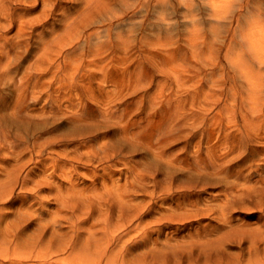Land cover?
Listing matches in <instances>:
<instances>
[{
  "label": "rangeland",
  "instance_id": "374dc122",
  "mask_svg": "<svg viewBox=\"0 0 264 264\" xmlns=\"http://www.w3.org/2000/svg\"><path fill=\"white\" fill-rule=\"evenodd\" d=\"M129 1L133 4L132 8L127 9L126 0L124 1L126 5L121 3L115 6L119 15L117 18L102 17L99 23L95 21L86 29V34L97 29L100 31L110 29V32L102 35L101 42L104 45L101 50L97 51V40L91 41L89 45L81 40L61 53L56 45L45 51L42 41L36 37V44L23 51L24 58L21 62V65L24 64V71L34 74L29 67L36 56L44 55L41 62H38V67H35L36 73L40 75V78L33 82H36L37 89L34 92L31 89L26 92L23 108L25 119L19 128L22 130L27 150H32L36 140L44 142L45 149L39 156H31L24 161V166L19 172V180L13 186L12 200L7 202L9 204L3 205L2 209L11 205L6 212L17 214L23 206L30 208L34 205L33 190L37 189L38 198L43 202L39 206L44 211L42 219L48 220L52 212L54 220H57L56 229L60 243L71 239L77 240L76 233L70 229L71 226L76 230L80 229L81 236L77 249H83L79 255L82 264L87 262L84 261V257H87L88 247L92 246L97 250L96 246L100 244L98 241L105 240V231L113 235L121 234L132 212L145 200L149 209L146 215L152 210L155 213L154 218L149 216L144 219L142 221L144 228L142 226L134 231L124 244V247L128 244L135 246L137 256L156 250L162 245L174 246L176 241L167 243L165 239L178 236L177 240L181 246L184 244L187 248L190 247L188 249L193 258L194 249H191L194 247L193 243H202L206 240L199 239L196 235V238H192L190 234L209 223H212V226L208 230H213L216 224L206 218L190 225L177 222L161 225L152 223L153 219L159 216L156 213L158 207L162 206L161 197L156 195L149 201L150 196L146 191L132 192L131 184L128 182L131 173L138 170L139 163L149 157L142 149L136 154L125 149L127 142L123 128L129 129L132 144L138 146L139 143H135L137 136L140 133L144 136L147 134L143 126L158 120L162 115L166 116L167 112L171 114L183 108V113L187 115L195 110L201 116L198 132H203L204 128L217 130L211 138V144L221 145L217 150L219 154L228 151L227 145L223 146V142H220L225 135L231 134L228 138L231 142L236 143L238 140L242 143L249 136L253 138L260 136V133L264 134V113L261 112V109L264 110V74H261L262 71L258 73L254 64L256 62L253 63L255 57L253 61H249L251 63L249 68L254 72L253 87L262 85L256 93L247 95V82L242 73L245 68L241 67L240 58L247 60L245 54L248 52L253 59L255 53L251 47L250 49L246 47L245 42L241 45V37H238V34L237 41L233 42L232 39V33L237 26L238 30L243 29L245 32L254 31L255 23L264 26V17L259 18L257 14V8L264 12V0H214V5L210 0H194V12L198 19V26L195 27L199 42L197 58H194L188 51L190 48L183 44V40L189 41L192 37L189 36V32L193 29L185 28L190 22L183 17L184 6L177 0H172L168 6L167 20L164 22L168 23L165 26L166 30L169 28L168 34L166 33L167 40H173L175 45L169 46L166 51L172 50L174 46L178 48V61L175 58L171 60L168 69L170 77L159 73L157 69L158 63L161 62L160 57L165 56V49L158 42H164L166 39H162L164 26L158 19L155 0ZM246 1L251 3V7L243 11L240 5L242 2L246 4ZM82 3L83 0L66 2L72 17L77 16ZM39 11L40 8L34 14H39ZM56 20L54 29L60 32L63 22L60 21V16L56 17ZM44 32L46 37L49 27ZM123 41L126 44H121ZM49 55L54 58L52 64H49V61L45 62ZM194 66L197 67L196 73L193 71ZM16 69L15 66L12 67L11 76H14ZM172 69L178 72L175 73ZM6 87L2 84L1 90L2 96L9 99V105L14 92L11 87ZM36 91L38 92L35 93ZM158 93L162 94L163 98H157ZM254 95L262 102L260 100L255 104ZM170 98L171 101H165ZM153 99L154 105L151 106L149 102ZM188 123L192 124V121L188 120ZM2 124L7 126L11 134L18 128L12 117L3 120ZM185 129L190 139L191 127ZM252 143L246 152L250 157L241 170L242 178L235 176L229 180L230 187L234 185L236 191L259 186L258 182L264 179V136H260ZM50 144L54 146L47 148ZM184 144L185 139L182 135L181 143H172L169 152L183 147ZM203 144L205 154L207 145ZM66 145H69V150H81L80 158L72 159L69 156L67 158ZM84 154L93 155L92 161L89 162L88 158L83 157ZM96 154H100L99 160L95 158ZM26 156L29 157V153ZM37 163V186L31 182V178L22 190L26 175ZM8 172L14 174L12 169ZM62 173L68 177L58 180L56 176ZM158 179L159 182L162 180L161 177ZM70 180H73L72 184L69 183ZM176 185L183 186L182 196L189 195L186 187L197 188L196 192L205 205L215 199H219V202L224 201L228 193L226 186L210 183L209 180L179 181ZM69 189L72 194L66 198ZM56 200H59V204ZM165 208L171 209L170 205ZM58 210L60 214L56 217ZM252 211L254 215L236 212L232 220L255 223L260 220L261 214L257 209ZM137 220L138 217L127 228L135 227L139 223ZM28 225L30 227V223ZM33 225L32 230L36 228ZM186 227L188 230L183 232ZM50 234L51 231L47 244L51 241ZM148 236L150 238H147ZM186 236L187 238H184ZM137 241L139 242L136 243ZM230 252L238 254V249H232ZM67 256L69 252L60 254V262ZM8 263L7 260H0V264Z\"/></svg>",
  "mask_w": 264,
  "mask_h": 264
},
{
  "label": "bare ground",
  "instance_id": "6f19581e",
  "mask_svg": "<svg viewBox=\"0 0 264 264\" xmlns=\"http://www.w3.org/2000/svg\"><path fill=\"white\" fill-rule=\"evenodd\" d=\"M67 1L0 0V178L2 177L0 179V260H7L8 264H82V259L79 255L83 249H77L81 236L80 229L76 230L74 229L75 227L71 226L70 229L73 230V233H76L77 240L71 239L60 243L56 229L57 220H54L52 212H50L48 220L44 221L42 219L44 211L39 206L43 202L38 198L39 191L36 193L37 189L36 191L33 190L34 198L32 200L34 205L30 208L23 206L17 214L15 212H6L11 205L2 209L3 205L9 204L7 202L12 200L14 195L13 186L19 180V172L24 166V161L31 156H39L45 149V143L36 140L32 150H27L22 130L19 128L25 119L23 108L26 92L30 89L34 92L37 89L36 82H33L39 79L40 75L36 73L37 69L35 67H38V62H41V57L44 56H36L29 67L35 73H27L24 71V64L21 65L22 58H24L23 51L32 48L36 44V37L42 41L45 51L56 45L61 53L81 40L87 45L91 44V41L97 40L96 47L97 51H99L104 45L101 42L102 35L110 32V29L107 28L104 31L97 29L89 34H86V29L90 28L95 21L99 23V19L102 17L117 18L119 15L115 6L124 3L125 0H83L81 9L77 12L76 17H72L70 8L66 5ZM171 1L155 0L159 13L158 19L163 22L162 25L164 26L162 39H166L164 42H158L165 49V56L160 57L159 60L161 62L158 63L157 69L159 73L169 77L171 75L168 69L170 68L171 60L175 58L178 61V48L174 46L172 50L166 51L169 46L175 45L173 40H167L166 33L168 34L169 28L166 30L165 26L168 23L164 22L167 20L166 15ZM177 1L184 6V19H189L190 22L185 25V28H193L189 32V36L192 37L189 41L188 39L183 40V44L188 46L190 48L188 51L194 58H197L199 42L195 28L198 26V19L194 12L195 1ZM210 1L214 5V0ZM126 3L127 9L133 7L129 0H126ZM242 3L240 8L243 11L249 10L251 3L247 1L246 4ZM38 8H40V13L35 15L34 13L37 12ZM257 14L259 18L264 17V12L261 8H257ZM58 16H60V21L63 22L60 32L54 29L57 21L56 17ZM122 16L123 14H121ZM47 27H49V32L44 37V31ZM238 27L232 33L233 42L237 41L238 34V37H241V45L245 42L246 47L249 49L251 47L255 53L253 59H251L252 55L248 52L245 54L247 60L240 58L241 67L245 68L242 73L245 76L248 87L246 94L250 95V93H256L260 89V85H262L253 87L254 72L249 68L251 64L249 61H253L255 57L253 63L256 62L254 64L258 69V73L260 74V71H262L263 73L261 74H264V26L255 23L254 31L249 32H245L243 29L238 30ZM121 44H126V42L123 41ZM47 61L52 64L54 58L49 55L45 59V62ZM254 64L253 66H255ZM13 66L17 68L16 75L11 76ZM195 68L197 67L194 66V73H196ZM172 71L178 72L175 69H172ZM259 74L258 76H261ZM2 84L7 86L6 88L11 87L14 92L9 105V99L2 96ZM252 87L254 88L253 91ZM254 96L256 98L253 101L256 104L261 99L256 95ZM157 98H163V95L158 93ZM154 99L149 102L151 106L154 105ZM165 101H171V98L165 99ZM175 101L178 102L177 100ZM245 102H247V98H245ZM261 112L264 113V110L261 109ZM11 117L13 121H16V126H18L14 134H11L7 126L2 124L3 120H8ZM200 117L195 110L190 115H187L183 113L182 108L175 110L171 114L167 112L166 116L162 115L158 120L152 122L148 120L151 124L143 126L144 131H146L145 134H147L144 136L140 133L136 138L135 143H139L138 146L132 144V139L129 137L131 136L129 129L123 128L125 141L127 142L125 149L132 154H136L142 149V152L147 153L149 157L139 163L138 170L133 174L131 173L128 182L131 184L132 192L141 193L146 191L147 195L150 196L149 201L153 196L159 195L161 197L160 203L162 206L158 207L156 213L159 216L157 219H153L152 223L161 225L177 222L190 225L193 222L204 221V218L216 223L213 226V230H208L212 226V223H209L207 226L199 228L197 232L190 234L192 238L197 237L206 240L202 243L192 242L194 244V247L191 248L194 249L192 252L193 258H191L189 252L190 247L188 246V249L184 244L181 246L177 240L178 236L165 239L167 243H171L173 240L176 241V245L168 247L167 245H162L160 248L147 251V253L140 256L135 255V246L128 244V246L125 245L124 247L125 242L130 239L134 231L139 230L142 226L144 228L142 221L149 216L153 217L155 215L152 210L149 215H146L149 209L146 207L148 202L146 203L145 200L141 206H138L136 211L132 212L130 215L131 220L128 219L125 222V228L121 234L113 235L105 231V240L98 241L100 244L96 246L97 250L95 247H88L87 257H84V261H87L85 264H264V182H262L264 179L258 182L259 186H250L238 191L235 190L234 185L231 188L229 182L235 176L242 178L241 170L250 157V154L248 153L247 155L246 152L251 148L250 144L260 136H264V134L261 135L262 133H260V136H253V138L249 136L242 143H239L238 140L236 143L231 142L228 139L231 134L225 135L220 142H223V146L227 145L228 151L219 154L217 150L221 145L211 144V138L217 130L215 128H210L209 130L204 128L203 132H198ZM188 120H191L192 124H189ZM188 126L192 130L190 139H188V131L185 129ZM139 132L141 131L139 130ZM229 132H231V129H229ZM182 135L185 139L184 146L169 152V147L172 143H181ZM154 141L156 144H154ZM203 143L207 145L205 154L203 152ZM53 146V144H50L47 148ZM65 151L67 158L68 156L72 159L80 158L81 150L79 149L69 150V145H66ZM27 153H29V157L26 156ZM82 156L88 158L89 162L93 159L91 154ZM99 156L100 154H96L95 158L99 160ZM37 166L38 163L26 175L22 190L25 189V185L31 178V182L37 186ZM10 169H12L14 174L8 172ZM66 176L62 173V175L58 174L56 178L59 180L60 178L68 177ZM159 177L162 179L160 182ZM193 179L209 180L210 183L226 186L228 193L225 195L224 201L219 202V199H215L205 205V202L199 198V193L196 192L198 189L192 187H186L189 195L182 196L183 186H178L176 183L187 180L190 182ZM72 182L73 180L69 181L70 184ZM71 194L72 191L69 189L66 192V198ZM161 195L164 196L162 197ZM56 203L59 204V200H56ZM167 205H170L171 209L165 208ZM155 209L156 207H154ZM253 209H257L261 214V218L257 222L240 223L232 220L236 212L243 215H254ZM59 214L60 210L56 211V217ZM137 217V222L139 223L135 227L129 226L127 228ZM28 223H30V227ZM199 224L201 225V223ZM32 225L36 226L33 230ZM187 230L188 228L186 227L183 232ZM49 231H51V241H48L47 244ZM147 238H150V236ZM184 238H187V236ZM156 241H158V238ZM186 243L187 241H185ZM156 245L157 248L158 243ZM232 249H238V254L231 253ZM195 251L198 255H196ZM65 252H69V256L65 257V259L62 258L63 260L60 262L59 255ZM122 254L123 256H121Z\"/></svg>",
  "mask_w": 264,
  "mask_h": 264
}]
</instances>
